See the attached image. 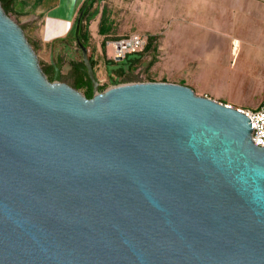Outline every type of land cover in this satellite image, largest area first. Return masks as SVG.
<instances>
[{
    "label": "water",
    "instance_id": "1",
    "mask_svg": "<svg viewBox=\"0 0 264 264\" xmlns=\"http://www.w3.org/2000/svg\"><path fill=\"white\" fill-rule=\"evenodd\" d=\"M79 28L91 98L0 0V264H264L250 117L181 83L100 90Z\"/></svg>",
    "mask_w": 264,
    "mask_h": 264
},
{
    "label": "rangeland",
    "instance_id": "2",
    "mask_svg": "<svg viewBox=\"0 0 264 264\" xmlns=\"http://www.w3.org/2000/svg\"><path fill=\"white\" fill-rule=\"evenodd\" d=\"M104 5L111 24L106 51L102 48L104 36L98 30L101 14L89 27L100 86L107 89L115 85L106 59L115 58L116 41L133 34L145 38L156 34V49L144 56L135 71L113 74L125 79L120 84L188 82L198 94H212L234 107H260L264 99L263 0H106L101 7ZM10 15L24 26L41 62H51L52 52L55 58L60 56L62 81L74 85L71 62L83 57L77 44L60 41L62 38L43 40L39 17L24 11ZM237 38L239 50L233 53Z\"/></svg>",
    "mask_w": 264,
    "mask_h": 264
},
{
    "label": "trees",
    "instance_id": "3",
    "mask_svg": "<svg viewBox=\"0 0 264 264\" xmlns=\"http://www.w3.org/2000/svg\"><path fill=\"white\" fill-rule=\"evenodd\" d=\"M106 0H84L83 3L81 4L78 14L76 16V19L68 32V34L62 38L60 41H72L75 42L82 52V49L79 45V42L77 40L76 36V29L77 25L80 20V28H79V38L81 42L88 48L89 51V57L91 60V63L94 67L95 74L96 73V65L97 61L94 56V52L91 50V43H90V24L91 22L97 18L99 14L100 20H99V33L104 36V39L102 41V48L103 50L106 51L107 47V42L109 40V35L111 31V24H110V13L108 8L104 5L101 7L102 2ZM18 0H1V3L6 10L8 14H12V12L16 14H21L23 12L22 10H19L16 8ZM24 28V27H23ZM158 39V35L156 34H150L147 37V43L145 47L137 52H132L127 54L123 59L118 60L116 58H107L106 63L109 69V74L111 75V82L113 84H120L125 80L124 78H115L113 76L114 73H118L119 75H124L126 72H133L136 70L137 66L142 62L144 56H146L150 51L156 49L155 42ZM30 40V39H29ZM31 44L34 47V44L32 41H30ZM56 43V41H55ZM59 66L62 68V62L60 56L57 55L56 58ZM73 73L76 76V83L72 85L75 88H83L85 89L84 94L88 97L91 98L94 96V86L92 83V80L88 74L86 64L83 60V57L81 60H73L71 62ZM41 66L43 70L46 72L50 80H54V66L52 65L51 62L49 63H43L41 62ZM63 79V76H62ZM107 86H100V90H104Z\"/></svg>",
    "mask_w": 264,
    "mask_h": 264
},
{
    "label": "crops",
    "instance_id": "4",
    "mask_svg": "<svg viewBox=\"0 0 264 264\" xmlns=\"http://www.w3.org/2000/svg\"><path fill=\"white\" fill-rule=\"evenodd\" d=\"M84 0H18L16 8L40 18L39 25L43 40L64 38L70 31L78 10ZM22 24V23H21ZM22 27H24L22 25ZM238 45L240 40L237 38ZM190 85L192 83H186ZM205 94V93H204ZM225 102L212 94H205ZM264 99L260 102V104Z\"/></svg>",
    "mask_w": 264,
    "mask_h": 264
},
{
    "label": "built area",
    "instance_id": "5",
    "mask_svg": "<svg viewBox=\"0 0 264 264\" xmlns=\"http://www.w3.org/2000/svg\"><path fill=\"white\" fill-rule=\"evenodd\" d=\"M264 1V0H263ZM147 43V38L133 34L127 38H123L114 43L115 58H124L127 54L142 50ZM232 106L231 104H229ZM242 112L246 113L251 120L253 126L252 140L258 146H264V101L260 104V107L256 110L252 108L242 109Z\"/></svg>",
    "mask_w": 264,
    "mask_h": 264
},
{
    "label": "bare ground",
    "instance_id": "6",
    "mask_svg": "<svg viewBox=\"0 0 264 264\" xmlns=\"http://www.w3.org/2000/svg\"><path fill=\"white\" fill-rule=\"evenodd\" d=\"M238 50H239L238 41L235 40L234 46H233V53H238Z\"/></svg>",
    "mask_w": 264,
    "mask_h": 264
}]
</instances>
